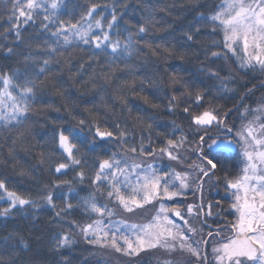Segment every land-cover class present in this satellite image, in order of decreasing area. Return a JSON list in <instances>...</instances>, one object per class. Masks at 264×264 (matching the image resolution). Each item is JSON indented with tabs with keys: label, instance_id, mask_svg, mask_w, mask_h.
<instances>
[{
	"label": "snow or ice",
	"instance_id": "snow-or-ice-1",
	"mask_svg": "<svg viewBox=\"0 0 264 264\" xmlns=\"http://www.w3.org/2000/svg\"><path fill=\"white\" fill-rule=\"evenodd\" d=\"M0 7V15H5L8 24L3 35L14 33L16 41L26 48L21 53L12 47L4 49L9 55H21L23 59L21 67L0 72V127L12 133L7 159L0 152V165L10 159L15 169L19 164L18 148L30 154L39 147L38 164L41 167L48 164V170L56 177L43 185L36 198L9 187L0 178V201L7 204L0 208V217L26 207L39 210L41 204L55 210L54 221L60 230L53 233L51 250L54 252L71 246L74 235H79L90 245L110 248L130 258L145 251L160 250L169 257L187 253L201 264H264V104L255 109L246 107L240 117L246 123L237 128L235 123L229 125L227 121L233 109L214 103L217 97L212 95L213 88L220 98L232 91L228 87L235 83L231 72L221 75L223 68L202 67L207 78L218 83L195 90L182 77L173 74L166 88L156 90H171L165 107L173 115L180 110L187 118L188 128L185 130L173 121L172 130L164 134L166 138L161 146L154 147L152 117L140 115L139 110L133 115L126 92L131 90L139 95L145 91V80L139 79L138 84L135 61L175 55V45L161 46L145 39L150 31L161 30L156 22L149 19L132 26L135 31L127 26L121 31L116 7L111 8L110 19L102 13L96 18L99 5L95 3L75 22L58 18L55 11L58 0L50 3L49 0H0ZM41 10L49 13L40 22L41 29L49 34L48 39L35 45L25 44L21 24L35 23ZM207 25L212 26L210 35H222V40H213L212 46L224 50L211 52V57L226 60L230 54L241 70L259 67L264 72V0H222L211 15L201 12L194 18L184 33L185 39L194 41L202 29L208 30ZM73 47L91 50L88 60L80 63L78 72L82 74L86 64L97 66L83 81V86L98 90L114 85V96L110 97L111 104L105 102L103 107L86 108V115L81 114V118L65 106L75 124L65 126L53 121L56 126L48 137L53 147L45 151L47 144L31 143L34 125L27 122L33 116L53 110L50 104L37 106L38 92L51 89L58 96L65 94L59 74L52 69L62 63L71 67ZM101 56L105 58L104 63ZM121 77L130 79L121 80ZM147 83L153 84L151 79ZM208 97L211 99L206 100ZM143 99L145 103H152L147 95ZM117 102L122 118L109 119V113L115 114ZM152 107L160 105L152 103ZM249 115L251 119H247ZM160 135L157 133L158 138ZM109 142L118 146V150L107 151ZM100 145L105 150L95 155ZM237 145L242 149L243 167L240 174L230 176L226 162ZM165 158L166 162L162 163ZM69 171L74 173L71 179H59ZM219 171H223L222 177L217 176ZM19 174L30 176L31 172L22 167ZM221 180L225 192H231L230 210H234L235 219L212 229L208 218L221 215L212 211L214 207L221 208V204L219 201L205 203L204 190L205 185H216ZM84 181L88 186L80 191L87 194L80 196L73 184ZM63 188L67 192L60 191ZM189 190L200 192L198 203L175 202ZM57 200L62 203L57 204ZM72 200L77 202L74 204ZM148 207L155 211L141 221L130 218ZM77 213L84 218L83 222L68 218ZM206 227L210 230L205 234ZM225 232L229 235H223ZM196 236L201 239H195ZM13 239L28 248L18 233L4 237L7 256L0 255V264H17L19 251L11 243ZM212 240L220 242L212 247L213 259L209 261L206 248ZM57 264H72V261L64 257ZM157 264L177 262L158 259Z\"/></svg>",
	"mask_w": 264,
	"mask_h": 264
},
{
	"label": "trees",
	"instance_id": "trees-1",
	"mask_svg": "<svg viewBox=\"0 0 264 264\" xmlns=\"http://www.w3.org/2000/svg\"><path fill=\"white\" fill-rule=\"evenodd\" d=\"M221 2L222 0H58L59 7L55 11L60 20L75 22L87 11V7L92 3L99 5L96 18H100L102 13L103 16L110 19L111 8L115 6L120 18L118 27L121 31L125 26L135 31V28L132 26L152 19L157 23V28L161 30L150 31L145 35V39L161 46L175 45V55L173 56L162 57L160 59L148 57L146 61H135L138 84L139 79H144L145 91L139 95L133 94L131 90L126 92L128 107L133 109V115L139 110L140 115L152 117V139L156 142L154 143V147H159L161 146V142L166 138L164 134L171 132L173 121L177 125L183 126L185 130L188 128L187 118L180 110H177L173 115L165 107L167 95L171 94V90H156L157 87L166 88L168 78L173 74L182 77L195 90L207 88L214 83H218L209 80L206 73L201 71L202 67L223 68L225 71L221 75L231 72L235 76V83L228 85L232 91L227 92L223 95V98H220V94L213 88L212 95L217 97L213 101L214 103L233 109L232 113L227 117V121L229 125L235 123L237 128L246 123V120L240 118L246 107L255 109L259 105L264 104V72H261L259 67L241 70L235 57L230 54L226 60L210 56V53L213 51L221 53L224 51L222 47L212 46V41L222 40V35H210L211 25H207L208 30L202 29L200 36L194 41H187L184 37L189 24L193 22L199 13L211 15L217 10V6ZM0 13H2V7H0ZM48 14V12L41 10L35 18V23L21 24V33L25 44L31 43L35 45L48 39L49 34L44 32L40 27L43 16ZM5 18V15H0V45H3L0 48V72L11 71L14 68L21 67L22 64L23 57L21 55H9L4 50L5 48L12 47L18 53L26 51L25 45H21L19 41H16L14 33L6 37L3 35L4 30L8 28ZM123 34L126 35V33ZM70 51L73 53L71 67L62 63L58 68L52 69V71L59 74L61 78L60 83L65 94L58 96L51 89L38 92L40 99L37 101V106L40 104H50L53 106V110L40 116H33L27 122L34 125V138L31 140V143L34 145L47 144L44 148L45 151H50L53 147L48 142L51 129L56 126L53 121L61 122L65 126L75 124L72 116H69L68 112L65 111V106L73 110V115L81 118V114L86 115V108L93 106L103 107L105 102L111 104L112 99L110 97L114 96V85L107 89L98 90L92 89L91 86L88 88L83 86V81L87 80L93 69L97 67L96 65L88 67L86 64V70L82 74L77 71L80 63L88 60L91 50L85 48L82 51L79 48L73 47ZM101 62H105L103 56H101ZM120 79H130V77H121ZM149 79L153 82L152 86H149L147 83ZM139 91L140 89L137 87V92ZM144 95H147L152 103L159 104L160 107L153 108L152 103H145L143 99ZM241 97H243V103H240ZM207 99H211V97ZM56 108H59L60 111L56 112ZM121 118V108L117 102L115 114L109 113V119L120 120ZM250 118H252L251 115L247 117V119ZM157 133L161 134L159 138L157 137ZM11 137L12 133L6 128L0 127V146H2L0 147V152L3 153L6 159L8 148L11 146ZM138 141L139 134L137 135ZM40 150L39 147H36L29 154L18 148L16 158L19 164L13 169L12 164L14 161L8 159L7 163L0 165V178L5 179L9 187L26 196L31 195L33 198H36L43 185L50 184V181L56 179L48 170V164H45L43 167L38 164L37 153ZM104 150V145L98 146L95 155H101ZM106 150L109 152L117 151L118 146L112 145L109 142ZM240 153V147L236 146L229 155L226 162V170L230 176L240 174V169L243 167V157ZM163 162H166V158ZM172 166L175 167L174 164ZM22 167L27 168L31 172V175L21 176L19 173ZM73 175L74 173L69 171L67 175L60 176L59 179H71ZM217 176L222 177L223 171L217 172ZM87 186V181H84L83 184L79 182L73 184V188L79 192L80 196L87 194L84 191H80L81 188H86ZM60 191L67 192V188H63ZM200 195L199 191L189 190L186 191L183 197L177 198L175 202L182 205L189 203L196 204L199 202ZM204 197L205 203L207 201H212L213 203L219 201L221 204L222 210L215 207L212 209L214 213L221 212V215L208 218L207 222L211 225L212 229L216 228L218 224L224 226L235 219L234 210H230L232 202L231 192H225L223 180L216 185H205ZM56 202L57 204L62 203L60 200ZM76 202V200H72V203L75 204ZM4 207H7V204L0 201V208ZM154 211V208L148 207L145 211L138 210L130 218L134 221H141L142 218L152 214ZM54 212L55 210L41 204L39 210L34 211L32 208L26 207L24 210H15L7 217H0V255L7 256V249L3 246L4 237L12 233H18L24 237L28 248H23V245L18 240L13 239L11 241V243L17 245L19 251V255L16 257L17 264H57L64 257H68L72 261V264H157L158 259H173L177 264H201L196 259L190 258L187 253H178L175 256L169 257L160 250L145 251L138 257L130 258L116 253L110 248L103 249L90 245L79 235H74V242L71 246L54 252L51 250L53 233L60 230V226L54 221ZM68 218L81 222L84 220L78 213ZM192 222L198 223L197 220H193ZM64 227L66 229V226ZM209 230L206 227L204 233L206 234ZM195 239H201V237L196 236ZM215 241L218 240L210 242ZM208 258L209 261L212 260L210 256Z\"/></svg>",
	"mask_w": 264,
	"mask_h": 264
},
{
	"label": "rangeland",
	"instance_id": "rangeland-1",
	"mask_svg": "<svg viewBox=\"0 0 264 264\" xmlns=\"http://www.w3.org/2000/svg\"><path fill=\"white\" fill-rule=\"evenodd\" d=\"M251 119V118H250ZM238 147H240L239 145H237ZM241 149V148H240ZM241 152H242V149H241ZM200 193V192H199ZM229 233H224L223 235H225V236H227ZM220 241L218 240V241H215V242H210L208 245H207V248H206V250H207V253H208V257L210 256L212 259H213V257H212V247L215 245V244H217V243H219Z\"/></svg>",
	"mask_w": 264,
	"mask_h": 264
}]
</instances>
